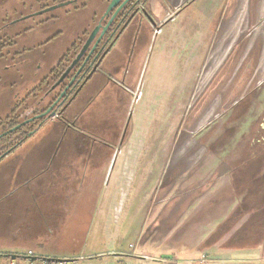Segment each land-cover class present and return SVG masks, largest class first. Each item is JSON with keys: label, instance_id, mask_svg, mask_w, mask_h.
Instances as JSON below:
<instances>
[{"label": "rangeland", "instance_id": "rangeland-1", "mask_svg": "<svg viewBox=\"0 0 264 264\" xmlns=\"http://www.w3.org/2000/svg\"><path fill=\"white\" fill-rule=\"evenodd\" d=\"M109 4L0 0V46L11 38L17 43L2 48L9 55L0 58V133L7 129L3 121L8 117L22 123L47 106V91L59 81L52 70L64 56L74 59L98 35ZM142 14L144 33L133 64L120 70L127 71V80L123 85L113 77L122 86L117 107L110 97L87 87L74 101L72 120L78 133H72L73 140L85 141L83 155L98 159L77 162L70 185L59 181L52 193L42 187L38 207L27 206L30 198L23 213L16 209L7 214L0 246L17 247L1 256L31 253L60 259L72 254L74 264H194L202 258L211 264H264V99L255 91L245 102L224 100L228 86L221 84L217 94L201 102V115L193 121L199 103L188 111L193 101H182L179 65L152 62L162 35L154 42L149 32H177L180 21L158 26L164 14L156 18L148 3ZM33 46L27 56L14 55ZM45 78L46 84L34 93ZM105 84L103 80L101 87ZM32 134L27 137L31 144L44 133ZM127 163L128 178L121 174ZM15 202L11 199V209ZM166 246L205 250L198 257L192 256L196 252L175 257V250L168 252ZM110 252L128 255L114 259L118 256H108ZM160 252L170 258L157 259ZM139 253L147 259L135 258ZM8 263V258L0 259V264ZM16 264L42 262L17 259Z\"/></svg>", "mask_w": 264, "mask_h": 264}, {"label": "crops", "instance_id": "crops-1", "mask_svg": "<svg viewBox=\"0 0 264 264\" xmlns=\"http://www.w3.org/2000/svg\"><path fill=\"white\" fill-rule=\"evenodd\" d=\"M147 3L149 11L156 18L160 14H164L162 18L158 19V26L165 21V24L180 21L177 32H159L158 28V32H149L150 38H154V42L162 35V39L157 42V47L152 50V62L155 65L162 59L163 64L168 68L172 65H170L171 62L179 65V75L182 76L179 82L184 85L181 92L182 101H193L188 111H191L195 101L199 103V108L195 105L194 112H191V116L195 117L192 119L193 121L201 115V102L206 99L207 95L217 94L216 87L221 84L228 86L224 100L245 102L250 100L255 91L259 95V99H264V0H147ZM139 37L141 38V35L137 39H134L130 34L121 36L106 53L98 71L90 82L82 88L87 87L90 92L98 91L99 94H105L106 97H110L113 103L115 102L114 105L117 107L118 99L116 102V98L117 94L121 95L122 86L113 79H116L114 76H118L122 84L126 82L128 75L126 70L133 64ZM48 41L42 42L36 47L38 48ZM36 47L25 48V54L32 53ZM125 66H127L126 70L120 71ZM224 69L226 76L223 74ZM183 70L185 71L181 73ZM35 75L37 76V74ZM103 80H106V84L101 87ZM133 82L134 80L128 81L131 85ZM231 86L233 87L229 88ZM137 88L138 79L135 81L133 94ZM80 89L72 100L70 99L71 102H69L70 100L67 101L50 121L42 123L31 135L35 138L41 132L44 133V137L36 139L33 144L27 138L0 160L1 229L4 228L8 220L7 214L16 209L23 213L21 211L24 210L23 205L26 201L28 204L30 198L33 201L27 206L38 207L36 201L41 195L42 187H47L46 193H52L56 186L55 183L59 181L69 182L70 185L73 182L71 174L77 162L78 164L79 162L86 164L98 159L84 156L83 148L85 145L83 143L85 141L76 143L72 137V133H78L72 119L76 116L77 105L74 101L80 94ZM141 94L140 97H143ZM72 104L74 105L72 106ZM126 110L129 114L130 108L128 107ZM81 136L86 137L85 135ZM120 143H122V139ZM85 160L86 163H84ZM128 165L129 163L125 164L121 169V174L126 173V178L130 174ZM83 180L86 178L84 177ZM69 185L64 184L67 187L64 189L69 191L71 189ZM11 199L16 200L13 209L10 208ZM56 209L54 210L56 211ZM67 225L64 226L67 227ZM145 244L152 246L147 242ZM4 247V245L0 246V253L9 250L7 248L17 246ZM153 247L156 250L162 248V246ZM166 248L168 252L175 250L177 255L175 257H181L185 254L186 256L191 255L193 252H196V255L192 256L198 257L197 253L205 250H183L180 247L171 248L169 246ZM207 252L204 251L203 254H209ZM110 253L113 254L108 256H118L113 257L114 259L128 255L118 252ZM139 254L140 256L135 258L142 259L144 257L147 259L146 254ZM160 254L162 255L157 258L159 260L170 258L164 257L163 252ZM106 255L90 256L84 259L90 260ZM215 256L229 258L220 254ZM58 258H60L59 260H74L72 254L62 255Z\"/></svg>", "mask_w": 264, "mask_h": 264}, {"label": "flooded vegetation", "instance_id": "flooded-vegetation-1", "mask_svg": "<svg viewBox=\"0 0 264 264\" xmlns=\"http://www.w3.org/2000/svg\"><path fill=\"white\" fill-rule=\"evenodd\" d=\"M146 1L147 0H131L123 9H121L119 11V13L115 17V19L113 20V22L111 23L109 28L107 29L105 36L103 37V39L101 40L100 44L98 45V47L94 51V53L91 55V57L87 61H85L92 44L88 48V50L82 55V57L79 59V61L76 63V65L71 69L70 73L68 74V76H67L68 79L66 78L65 86L62 89V91L66 88V86L72 80V78L75 77L73 85L75 83H77L78 80H81V81L76 86V88H74L73 90H72L73 85L70 87V89L67 91V99L63 103V105H65V103L67 101H69L76 94V92L78 91V89L80 88V86L82 85V83L84 81H86V82H85V84H83V86L86 85L88 82H90V80L93 78L95 73L98 71V68L101 65L102 61L104 60L106 53L110 50L112 45L121 36H123L124 34H130V35H132V37L134 39H137V37L139 35L144 33L142 27H143V23H144L145 18L143 17L142 12L144 10V5L146 4ZM117 8H118V6L115 7L113 9V11L108 14V16L103 18V23L101 24V26L98 30L99 33L102 31V28L107 25L108 21L110 20L111 16L113 15L114 11ZM126 31H128V32H126ZM100 49H102V51L96 57V54L98 53V51ZM77 56H75L74 59H72V60L67 59V61H69V63L66 66L65 70H67L72 65V63L76 60ZM80 68H81V71L77 75V72L80 70ZM60 94L55 96V99L52 102V104L54 102H56V100L59 98ZM139 98H138V100H139ZM63 105L61 107H63ZM61 107L57 108V106H55L53 108V111H56V113H57L60 111Z\"/></svg>", "mask_w": 264, "mask_h": 264}, {"label": "water", "instance_id": "water-1", "mask_svg": "<svg viewBox=\"0 0 264 264\" xmlns=\"http://www.w3.org/2000/svg\"><path fill=\"white\" fill-rule=\"evenodd\" d=\"M111 0L110 1V4L108 6V9L104 15V17L108 16L109 13H111L113 11V9L115 7L118 6V8L114 11L113 15L111 16L110 20L108 21L107 25L105 27L102 28V31L98 34V36H95L91 39V42H89L86 46H84L83 50L78 54L76 60L72 63V65L65 71V73L63 74V76L60 78V80L57 82V84L52 87V89H55L56 87H58L62 82L65 81V79L67 78L68 74L70 73L71 69L76 65V63L79 61V59L82 57V55L88 50V48L91 46L90 48V51L85 59V61H87L91 55L94 53V51L97 49L98 45L100 44L101 40L103 39V37L105 36L106 34V31L107 29L109 28V26L111 25V23L113 22V20L115 19V17L117 16V14L119 13V11L121 9H123L131 0ZM121 3V4H120ZM100 28V27H99ZM97 37V38H96ZM102 49H100L98 51V53L96 54V57L101 53ZM82 68V67H81ZM81 68L80 70L77 72V75L79 74V72L81 71ZM95 70V69H94ZM93 70V71H94ZM93 73V72H92ZM91 73V74H92ZM90 74V75H91ZM74 80H75V77L72 78V80L68 83V85L66 86V88L61 92L59 98L56 100V102H54L52 104V106H50L48 108V110H46L44 113L42 114H39V115H36L34 117H32L31 119L29 120H25L24 122L18 124L17 126L7 130L6 132H3L2 134H0V139L6 137L7 135L9 134H12L13 132L19 130L20 128H22L23 126L25 125H28L29 123H32L34 121H37V120H40L42 118H45L47 117L48 115H50V118H52L54 115H55V112L53 111V108L55 106H57V108H60L63 103L66 101L67 99V91L70 89V87L73 85L74 83ZM81 80H78L77 83H75L73 85V88H76V86L80 83ZM86 81H84L82 83V85L80 86V88H82L83 84H85ZM79 88V89H80ZM62 99V100H61ZM61 100V101H60ZM71 102V100L69 101ZM4 258H9L10 260L14 261L16 259H24V258H21L19 256H15V255H7V256H3ZM27 259L29 262L31 263H35L38 261L39 258L37 257H30V258H25ZM42 261H46V262H49V263H57V264H74L75 260H59V259H45V258H41Z\"/></svg>", "mask_w": 264, "mask_h": 264}, {"label": "trees", "instance_id": "trees-1", "mask_svg": "<svg viewBox=\"0 0 264 264\" xmlns=\"http://www.w3.org/2000/svg\"><path fill=\"white\" fill-rule=\"evenodd\" d=\"M111 0H107V4L110 3ZM16 36H19V34L15 35L13 38H16ZM17 43L15 42V40H12V38L8 41H6L4 44H2L0 46V58H6L7 55H9V52H4L2 53V48L4 49L5 47H12V46H16ZM23 51H20L19 53L14 54L15 56H19L21 55L22 57L24 55H26V51L24 49H22ZM68 56V55H67ZM67 56H64V58L60 61L59 65H57V67L55 69L52 70L51 75L53 76L55 81L60 80V78L63 76V74L65 73L66 70H63L62 68V64L64 62H66ZM66 69V68H65ZM68 79V78H67ZM46 80L47 78H45L39 86H37L33 92L37 93L41 90L42 86H44V84H46ZM66 81V79H65ZM65 81L62 82L58 87H56L55 89H52V86L49 88V90L47 91V96L50 98V102L47 104V106L40 112L36 113L35 115H39L44 113L46 110H48V108L52 105V102L55 99L56 95H59L62 92V89L65 86ZM56 114V111H54ZM34 115V116H35ZM47 118H50V115H48L45 118H42L40 120L34 121L32 123H29L28 125L23 126L22 128H20L19 130L13 132L12 134L7 135L6 137L0 139V160H2L6 155H8L9 153H11L14 149H16L24 140L27 139V137L32 134L36 128L42 123L44 122ZM1 123V122H0ZM3 123H7V129L3 130V132H6L7 130L17 126L18 124H20L21 122H15L13 120L10 119V117H8L7 119H5L3 121ZM3 132H1L0 134H2ZM4 255H0V259L4 258ZM38 258V257H37ZM9 259V258H8ZM10 260V259H9ZM41 261V258L38 259L37 262Z\"/></svg>", "mask_w": 264, "mask_h": 264}, {"label": "built area", "instance_id": "built-area-1", "mask_svg": "<svg viewBox=\"0 0 264 264\" xmlns=\"http://www.w3.org/2000/svg\"><path fill=\"white\" fill-rule=\"evenodd\" d=\"M21 258H24L23 259V261H28L27 259H25V258H30V257H34V256H32V254L31 253H28V256H20ZM20 259V258H19ZM159 261V260H158ZM161 261H165V260H162L161 259ZM16 262H17V259L16 260H14V261H12V260H9V263L8 264H16ZM41 262H42V264H57V263H49V262H46V261H42L41 260ZM76 262V261H75ZM74 262V263H75ZM194 264H211L210 263V260L209 259H207V258H202V259H199V260H195L194 261Z\"/></svg>", "mask_w": 264, "mask_h": 264}]
</instances>
